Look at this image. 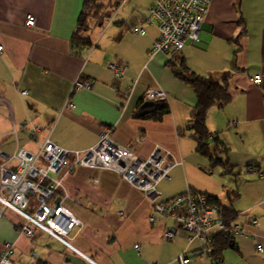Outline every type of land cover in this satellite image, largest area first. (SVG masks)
I'll use <instances>...</instances> for the list:
<instances>
[{
  "label": "crops",
  "instance_id": "0c3cea01",
  "mask_svg": "<svg viewBox=\"0 0 264 264\" xmlns=\"http://www.w3.org/2000/svg\"><path fill=\"white\" fill-rule=\"evenodd\" d=\"M86 3L0 0V166L15 169L17 162L9 158L19 149L37 154L48 139L70 153L88 151L105 129L123 148L143 156L158 148L179 165L157 185L153 200L111 171L77 167L56 177L68 196L61 205L78 221L68 243L91 263L43 232L25 238L20 234L25 220L1 205L0 256L11 249L13 264H32V254L35 264H179L182 254L200 260L202 244L189 243L190 235L181 230L166 241L164 233L174 222L153 210L191 191L230 206L238 226L258 222L254 238L233 239L217 262L264 264V178H259L264 175V0H210L199 42L174 58L201 78L232 76L230 103L211 109L206 120L228 164L220 166L224 175L215 186L208 180L216 178L219 166L198 153L190 131L194 93L169 69L171 58L151 55L159 37L158 25L149 20L154 0H108L112 12L102 26L88 19L87 11L85 37L92 47L74 56L71 42ZM28 17L35 20L33 28L26 27ZM134 28L145 35L134 34ZM112 63L125 73L116 76ZM257 76L260 86L252 83ZM78 81L88 88L77 90ZM148 91L162 92L165 103H146ZM164 104L167 114L148 118ZM32 128L40 130L35 138ZM0 196L7 199L9 193ZM61 197L57 193L55 202ZM37 207L32 197L25 212L31 215ZM259 246L263 253L256 251Z\"/></svg>",
  "mask_w": 264,
  "mask_h": 264
},
{
  "label": "built area",
  "instance_id": "2783aa9c",
  "mask_svg": "<svg viewBox=\"0 0 264 264\" xmlns=\"http://www.w3.org/2000/svg\"><path fill=\"white\" fill-rule=\"evenodd\" d=\"M209 3L210 0H154L149 11V20L157 23L159 37L153 43L151 55L172 59L182 52L186 45L193 46L198 43ZM34 26L35 20L28 17L26 27ZM132 32L140 36L145 35L141 28H134ZM109 69L114 71L116 76H122V71H126L125 67L121 68L115 63L110 64ZM82 83L76 82L75 88H88L87 84ZM252 83L260 86L261 77H254ZM165 99V95L159 91H148L144 96L147 103H164ZM68 107L74 109L73 103H68ZM39 132L38 128H34L31 137L35 138ZM8 161H16L17 166L13 170L0 166V191L9 193L7 199L0 196V205L25 220L20 234L32 239L37 232H43L77 254L79 253L68 243V235L78 226V221L61 205V201L68 199V196L65 194L62 180L56 179L60 173L72 174L77 167L111 171L153 200L158 196L157 185L167 180L169 172L179 165L158 148L154 149L151 155L143 156L136 154L131 147L123 148L117 145L112 139L111 129H105L98 144L82 153L65 151L48 139L37 154L19 149ZM259 178L263 179L264 175L259 174ZM59 192L62 197L60 202L56 203L55 198ZM32 197L37 199L38 207L30 215L25 211ZM153 210L155 215L174 222V226L164 233L166 241H173L181 230L190 235L189 243L197 240L202 244L197 256L200 260L182 254L178 258L179 264L211 263L213 232L230 236L232 239H251L255 237V228L258 225L256 219L241 226L235 221L228 224L221 217L220 208L210 205L204 195L191 191L166 204L155 205ZM155 220V216H152L150 223L154 224ZM138 250L136 247V251ZM256 251L263 253L260 246ZM11 257L12 250L7 249L0 256V264H13ZM31 258L35 264V254H32Z\"/></svg>",
  "mask_w": 264,
  "mask_h": 264
},
{
  "label": "trees",
  "instance_id": "16d2710c",
  "mask_svg": "<svg viewBox=\"0 0 264 264\" xmlns=\"http://www.w3.org/2000/svg\"><path fill=\"white\" fill-rule=\"evenodd\" d=\"M90 10L91 15H89L90 17H88V19L96 22L98 26H102L104 23L102 21L108 18V16L110 17V13L112 12L108 0H87L84 16L82 15L80 18L78 33L71 42L74 56L78 55L79 50L92 47L90 39L85 37L88 31V27H86L87 18L85 16L87 15L86 12ZM80 34H83L84 37H80ZM175 57L171 59L174 63L171 64L172 62H170L168 64V67H170L169 69L178 80L191 88L196 98V105L190 116V131L193 132V139L197 144V151L202 156L208 158L213 166L227 168V161L225 160L223 162L220 158L221 155L226 154V150L222 147L221 149L219 148L221 145L215 135L208 131L206 120L211 109H223L230 103L231 95L229 94V87L232 76L226 73L220 81L215 80L212 76L201 78L192 73L183 61L180 62V60H175ZM167 113L168 107L164 104L158 107L155 112H151L148 118L160 120V118ZM204 196L210 205L221 209V217H223L228 224L235 220L236 214L230 206H223L218 199L207 195ZM212 235L211 256L212 259H214V263L212 264H220L217 262V259L219 260L221 258L220 255L225 250L231 249L234 242L230 236L224 234L213 232ZM201 249L202 247L200 250Z\"/></svg>",
  "mask_w": 264,
  "mask_h": 264
},
{
  "label": "rangeland",
  "instance_id": "374dc122",
  "mask_svg": "<svg viewBox=\"0 0 264 264\" xmlns=\"http://www.w3.org/2000/svg\"><path fill=\"white\" fill-rule=\"evenodd\" d=\"M156 23V22H155ZM157 24V23H156ZM102 31V30H101ZM100 34H101V32H100ZM95 38V37H94ZM122 68V67H121ZM111 71V70H110ZM111 72H114V71H111ZM123 73H125V71H122V74ZM115 74V73H114ZM147 103V102H146ZM151 103H153V102H151ZM33 130H34V128H32V133H33ZM112 139H113V137H112ZM114 140V139H113ZM131 147V146H130ZM130 147H126V148H130ZM210 161V160H209ZM97 170V169H96ZM221 170L223 171L224 169L223 168H220V166L219 167H217V170H216V175H214L216 178H209V183H210V185H213V186H215V185H217V184H219V178H221L220 176L222 175H224V174H221ZM220 184H221V182H220ZM219 188V186L217 187V189Z\"/></svg>",
  "mask_w": 264,
  "mask_h": 264
},
{
  "label": "water",
  "instance_id": "95a60500",
  "mask_svg": "<svg viewBox=\"0 0 264 264\" xmlns=\"http://www.w3.org/2000/svg\"><path fill=\"white\" fill-rule=\"evenodd\" d=\"M144 107L145 108H149V107H152V105L151 104H146ZM57 203H59V202H57Z\"/></svg>",
  "mask_w": 264,
  "mask_h": 264
}]
</instances>
